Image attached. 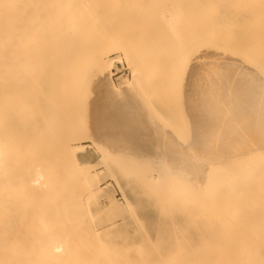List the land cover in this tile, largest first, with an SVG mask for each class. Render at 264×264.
Wrapping results in <instances>:
<instances>
[{
    "label": "bare ground",
    "instance_id": "6f19581e",
    "mask_svg": "<svg viewBox=\"0 0 264 264\" xmlns=\"http://www.w3.org/2000/svg\"><path fill=\"white\" fill-rule=\"evenodd\" d=\"M4 4L15 7H0V264H261L264 161L258 153L264 109L258 66L264 49V0H0ZM114 39L129 44L140 68H131V77L117 84L109 72L105 83L114 91L103 97L91 93L81 127L73 94L78 82L106 58ZM181 39L235 49L257 65L229 53L246 74L255 73L257 87L209 101L202 135L218 138L220 149L198 166L194 179L203 190L196 194L169 178L182 161L181 151L162 137L136 94V84L141 88L157 72L163 78ZM145 55H150L149 66ZM159 88L147 98H160ZM185 115L191 119L187 111ZM245 128L253 133L250 144L257 153L247 159L239 155ZM81 138L96 148L103 140L102 147L118 155L115 159L129 154L127 160H136L135 165L137 155L161 162L163 178L168 176L171 184L167 190L165 184L159 187L167 209L162 231L150 227L157 212L130 191L127 176L123 182L124 175H113L105 153L100 152L103 161L89 162L86 152L77 151L81 147L72 141ZM115 159L111 162L126 173L127 164L121 167ZM97 165L103 169L95 171ZM107 177L125 203L112 196ZM133 213L146 219L140 220L137 235L122 237L127 230L114 222L122 220L123 225ZM88 217L98 226L95 231Z\"/></svg>",
    "mask_w": 264,
    "mask_h": 264
},
{
    "label": "snow or ice",
    "instance_id": "6c2138e0",
    "mask_svg": "<svg viewBox=\"0 0 264 264\" xmlns=\"http://www.w3.org/2000/svg\"><path fill=\"white\" fill-rule=\"evenodd\" d=\"M0 7L11 9L15 5L4 4ZM165 23L168 24L170 30H175L170 21L165 20ZM229 53L231 56L240 57L253 68L257 67L247 54L237 52L235 49L204 41L187 42L181 39L174 47L173 54L163 72L164 91L169 106L181 117H184L186 111L191 117V119L184 120V131L178 146L182 161L170 170L169 178L193 194L203 190L202 185H198L194 179L198 166L209 160L211 153L220 149L218 138L215 136L208 138L202 135L207 124L209 101L222 99L227 94H235L240 88L257 87L254 81L255 73L249 69L251 75L246 74L239 67L238 60L233 61L228 58ZM133 55V50L125 40L114 39L106 58L102 59L85 78L78 82L72 103L78 113L81 127L86 115L87 100L91 93L97 92L100 97H103L114 91L105 83L107 74L115 71L125 58L128 59L130 68H140V65L133 63ZM117 57H119V62ZM262 57H264V49H262ZM149 61L150 55H145L146 66H149ZM258 67L260 73L258 89L262 109H264V58ZM135 74L133 72V75ZM241 131L239 155L246 159L256 156L255 148L250 144V141L254 139L252 131L247 128ZM259 135L261 143L258 155L261 161H264V118L261 120ZM103 142L101 140V145L97 146V151L101 153H104ZM80 143L88 146V142L83 138L80 139ZM72 163L76 167L80 166L79 161L75 159ZM167 182V180H145L142 188L138 190L142 199L158 214V220L153 225L157 232L162 231L166 223L167 209L162 205L159 187ZM133 211L138 212L139 209L136 208ZM143 223L147 228V222ZM261 264H264V261Z\"/></svg>",
    "mask_w": 264,
    "mask_h": 264
},
{
    "label": "rangeland",
    "instance_id": "374dc122",
    "mask_svg": "<svg viewBox=\"0 0 264 264\" xmlns=\"http://www.w3.org/2000/svg\"><path fill=\"white\" fill-rule=\"evenodd\" d=\"M260 53H262V52H260ZM259 53V54H260ZM257 56H259V57H261V54L260 55H257ZM119 58V57H118ZM264 58V57H263ZM119 61V60H118ZM257 61H259V59L257 60ZM260 61H261V59H260ZM259 61V62H260ZM127 62L124 60V62L122 63V64H120L119 65V69H115V71H113V72H111V76H112V79H113V82L115 83V84H117V82L120 80V79H129L130 77H131V74H132V71H131V68H129V67H127L128 66V64H126ZM157 63V65H159V67H161V65L158 63V62H154L153 63V65H155ZM257 64H258V62H257ZM151 65V64H150ZM157 65H156V67H157ZM126 67L128 70H129V74L126 76V74H119L120 73V71L122 72V67ZM156 67L154 68V70L156 69ZM158 67V68H159ZM151 68V67H150ZM153 68V67H152ZM152 68H151V74H154V72H153V70H152ZM160 70V69H159ZM146 71H144V73H145ZM150 72H148V73H150ZM155 72H157L156 70H155ZM115 73V74H114ZM159 73V74H158ZM122 75V76H121ZM159 75H161V73L160 72H157V74L156 75H154V77H152L153 79L151 80L150 78H149V81H145L146 83H141V84H143L142 85V87L140 88V86L138 87V84H136V86H137V88H139V92H141V94L143 95V96H145V99H143V97H140V95H139V92L138 91H136V94H137V97H139V98H137V99H139V100H137V101H141V103H142V105H143V107L145 108V110H146V112H147V115L149 116V118H151V121L153 122V124L157 127V129L161 132V134H162V137H164L168 142H170L169 144H170V146L171 147H178V145L180 144V142H179V140L181 141V138H182V136H181V138H180V132H181V134H183V131H184V128H183V125L182 124H184V119H186V118H184L186 115L184 114V117H181V115L179 114V113H177V112H175V111H173L172 109H171V107L169 106V104H168V101H167V98H166V95H165V93H164V81H161V80H163V78H162V76L160 77ZM147 77H149V76H147ZM143 79V78H142ZM147 79V78H146ZM159 81L161 82V84H159V86H161V89L159 88V91L161 90V94L159 93H157L158 95H160V98L158 97L157 98V96L156 97H152V98H147V96H148V94L150 93V94H156V91L158 90V89H156V88H158L159 86H158V84L157 83H159ZM139 82V81H138ZM136 88V87H135ZM163 88V89H162ZM155 89H156V91H155ZM135 90H137V89H135ZM155 92V93H154ZM163 93H164V95H165V97H163ZM151 96V95H150ZM162 97V98H161ZM143 99V101H142V99ZM146 100H148V102L146 101ZM146 103V106L144 105ZM148 103H149V105H150V107H149V105H148ZM151 109L153 110V112L155 113V115H154V113L153 112H151ZM149 111H150V115L152 116V117H150V115H149ZM156 113H157V115H156ZM177 113V114H176ZM173 114V115H172ZM159 115V117H160V119H161V121L163 122L162 124H161V122L159 121L158 122V119H157V116ZM179 115V116H178ZM155 116V117H154ZM158 117V118H159ZM177 118H179V120L177 119ZM85 119V118H84ZM152 119H154V120H152ZM176 120L178 121V122H176ZM165 122H167L166 124H165ZM160 123V124H159ZM169 123V124H168ZM165 124V125H164ZM158 125V126H157ZM159 125H161V127L159 128ZM167 125V126H166ZM178 125H179V127H178ZM182 125V126H181ZM164 126L169 130V131H167V129H164ZM170 127V128H169ZM175 127V128H174ZM174 128V129H173ZM179 128H181V130H179ZM162 129V130H161ZM165 130H166V132H165ZM163 131V132H162ZM173 131V132H172ZM167 132H168V136H167ZM165 133H166V135H165ZM169 133H172V135L171 134H169ZM175 133V134H174ZM176 133H179V134H176ZM86 135V134H85ZM84 135V136H85ZM177 135V136H176ZM169 136H171V138L169 137ZM175 136V137H174ZM86 137V136H85ZM175 138V140H173L174 138ZM180 138V139H179ZM88 138H84V140H86L87 142H88V146L86 147V145L85 144H83V143H80V139H79V141L78 140H74V142L72 141V144L76 147V148H78V147H83V149H78L77 151H79V152H82V151H84V152H86V156H87V160L89 161V162H93V161H97L98 160V162H100V160H102L103 161V157H104V160H106V158H107V161H106V163L105 162H103V163H105L107 166H108V163H110V165H111V167H113V170H114V172H112L113 173V175L114 176H116V174H118V178H119V175H120V177L122 176V175H124L123 177H122V179H123V182H124V180L126 181V178H124L125 176H127V182L128 183H130V186H128V184H127V186L128 187H133L130 191L131 192H134V195H140V192L138 191L139 189H141L142 188V186H143V183H144V181L146 180V177H147V180L148 181H152V180H156V181H160V179L161 178H163V176L165 177V172L163 171V169H161V162L158 160V159H155V158H147L146 159V157L145 156H142V155H137L136 157H138V158H135L134 156H132V158H133V160H134V158L135 159H137L138 160V162L136 163V165L134 164V161L136 162V160H134L133 161V164H132V161L130 162V160L128 159L127 160V157H126V155H128V157H130V155L129 154H123V156L124 157H122V154L120 155L121 156V158L123 159H119V157H117V159H118V161L120 160V161H123V163L121 164V162L119 161V166H123L124 167V164H127V165H129V166H127V165H125V167H124V170H123V172L124 171H126V173H124V174H122V172H121V170H120V167H118V165H116V164H114L113 162H111V159L113 160V159H115L114 157H116V155L117 154H115V153H113L112 154V152H111V154H110V151H109V149H105V147L103 148L104 150H105V152L104 153H106V156H104L103 155V157H102V154H104V153H100L99 151H97V148H96V146H94L93 145V143H91L89 140H87ZM169 139L171 140V141H169ZM178 139V140H177ZM77 141V142H76ZM175 141V142H174ZM178 141V142H177ZM174 143V144H173ZM179 143V144H178ZM177 144V145H176ZM80 145V146H79ZM108 151H109V153H108ZM107 154H108V156H107ZM109 155H110V157H109ZM113 155H115L114 157H113ZM118 156V155H117ZM106 157V158H105ZM126 157V158H125ZM124 158H125V160H124ZM117 159H115V160H117ZM142 159V160H141ZM140 160V161H139ZM143 160H145V162H146V160H147V163L148 164H146L145 162L144 163H142V164H139V163H141V162H143ZM149 160V161H148ZM153 160V161H152ZM102 161H101V163H102ZM108 162V163H107ZM117 162V161H116ZM129 162V163H128ZM150 162H152V163H150ZM150 163V164H149ZM151 164H152V166H151ZM156 164V165H155ZM158 164V165H157ZM110 165H109V167H110ZM138 165H140V166H138ZM131 166V167H130ZM145 166V167H144ZM151 166V167H150ZM127 167H129V169L131 170V172L132 173H130V170H128L127 169ZM144 167V168H143ZM132 168H133V170H134V172H133V170H132ZM139 168V169H138ZM140 168H141V170H140ZM151 168V170H149ZM102 170L103 169V167H101V166H99V165H97L96 166V170L95 171H98V170ZM112 169V168H111ZM136 169V170H135ZM148 171V172H146V170ZM153 169H154V172H151V171H153ZM140 170V171H139ZM142 170H145V173H146V176H144V171H142ZM127 171L129 172V173H127ZM138 171V172H137ZM142 172H143V175H142ZM157 172V173H156ZM137 173V177L134 175V174H136ZM161 173V174H160ZM163 173L165 174V175H163ZM158 174V175H157ZM160 174V175H159ZM140 175H141V177H140ZM160 176H162L161 178H160ZM110 177H113V176H110ZM140 178H142V180L141 181H139L140 180ZM166 178L168 179V176H166ZM166 178H163V180H167ZM106 179V178H105ZM162 180V179H161ZM162 180V181H163ZM168 181L170 182V180L168 179ZM105 182H109V183H112L113 184V181L109 178V177H107V179H106V181ZM131 183H132V185H131ZM167 184V183H166ZM165 184V186H166V189H165V187H164V184H163V187H164V190H167V187H169V186H171V184L169 183V184H167L166 185ZM173 184V183H172ZM162 185V184H161ZM160 185V187L162 188V186ZM173 187V186H172ZM172 187H170V188H172ZM160 188V189H161ZM169 188V189H170ZM112 190H111V194H112V196L115 198V199H117V201L119 202V203H122V201H123V203H125V200L123 199V196H122V194H121V192H120V190L117 188V186L116 185H114L113 184V186H112V188H111ZM133 189H134V191H133ZM161 192H162V190H161ZM160 192V193H161ZM159 193V194H160ZM167 193V192H166ZM163 194H164V191H163ZM164 196H165V194H164ZM163 196V197H164ZM167 196V195H166ZM140 197H141V195H140ZM140 197H138V198H140ZM142 198V197H141ZM145 201V200H144ZM104 204L106 203H108V200H107V198H104L103 199V201H102ZM135 213H133V214H131L129 217H128V219H127V221L125 222V224H123L122 225V220H117L116 222H114V225L115 226H117V227H122V230L121 231H123L124 229L125 230H127V233H126V231H125V234L123 233L122 234V232L120 231L119 233H118V235H117V237L118 236H120L121 237V234H122V237H124V236H126V234H127V236H135V235H137V233H138V229H140V227H141V223H140V220H143V218H145L146 219V217H145V215L143 214V215H139V214H135ZM167 218V217H166ZM90 220V221H89ZM88 226L89 227H91L90 229H91V231H95L96 229H98V226L96 225V224H94L93 223V221L91 220V218H89L88 217ZM90 223H91V225H90ZM156 222H153V224H151L150 225V227L152 228V229H154V227H153V225L155 224ZM93 229V230H92ZM133 256V255H132ZM131 260H134V259H131Z\"/></svg>",
    "mask_w": 264,
    "mask_h": 264
},
{
    "label": "built area",
    "instance_id": "2783aa9c",
    "mask_svg": "<svg viewBox=\"0 0 264 264\" xmlns=\"http://www.w3.org/2000/svg\"><path fill=\"white\" fill-rule=\"evenodd\" d=\"M123 69H122V72L120 71V73L119 74H126V76L129 74V70L124 66V67H122ZM115 74V73H114ZM122 76V75H121Z\"/></svg>",
    "mask_w": 264,
    "mask_h": 264
}]
</instances>
